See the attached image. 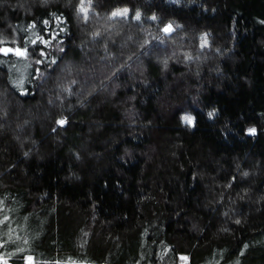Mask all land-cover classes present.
I'll return each mask as SVG.
<instances>
[{
	"label": "trees",
	"instance_id": "obj_1",
	"mask_svg": "<svg viewBox=\"0 0 264 264\" xmlns=\"http://www.w3.org/2000/svg\"><path fill=\"white\" fill-rule=\"evenodd\" d=\"M0 264H264V0H0Z\"/></svg>",
	"mask_w": 264,
	"mask_h": 264
},
{
	"label": "snow or ice",
	"instance_id": "obj_2",
	"mask_svg": "<svg viewBox=\"0 0 264 264\" xmlns=\"http://www.w3.org/2000/svg\"><path fill=\"white\" fill-rule=\"evenodd\" d=\"M82 11H83V8H82ZM126 12H127V9L124 10V13H126ZM124 13H121V12H114L112 15H113V16H118V15H122V14H124ZM137 18H139V15H138V14H137ZM169 27H170V26H169ZM167 30H168V29H165V31H167ZM17 54H19V55H23L24 53H23V52H20V51L18 50V51H17ZM185 119H186V121L191 122L190 118L185 117ZM61 123H63V121H61ZM250 132L255 133V129H251Z\"/></svg>",
	"mask_w": 264,
	"mask_h": 264
},
{
	"label": "rangeland",
	"instance_id": "obj_3",
	"mask_svg": "<svg viewBox=\"0 0 264 264\" xmlns=\"http://www.w3.org/2000/svg\"><path fill=\"white\" fill-rule=\"evenodd\" d=\"M185 117L190 118L191 122H189V123H191V124L194 123V116H192V114H190V113H186V114L184 115L183 118H184V120L186 121Z\"/></svg>",
	"mask_w": 264,
	"mask_h": 264
},
{
	"label": "water",
	"instance_id": "obj_4",
	"mask_svg": "<svg viewBox=\"0 0 264 264\" xmlns=\"http://www.w3.org/2000/svg\"><path fill=\"white\" fill-rule=\"evenodd\" d=\"M10 51V48H8V47H3L2 49H1V53H4V54H6L7 52H9Z\"/></svg>",
	"mask_w": 264,
	"mask_h": 264
}]
</instances>
